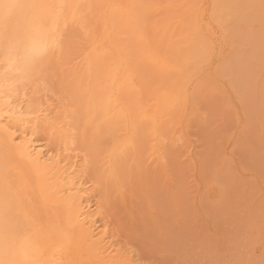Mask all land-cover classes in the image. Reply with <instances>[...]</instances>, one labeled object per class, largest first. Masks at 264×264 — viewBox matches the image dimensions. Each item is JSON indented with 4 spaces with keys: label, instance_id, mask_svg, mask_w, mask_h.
Listing matches in <instances>:
<instances>
[{
    "label": "rangeland",
    "instance_id": "374dc122",
    "mask_svg": "<svg viewBox=\"0 0 264 264\" xmlns=\"http://www.w3.org/2000/svg\"><path fill=\"white\" fill-rule=\"evenodd\" d=\"M50 1L26 0L2 31L37 23ZM64 1L71 26L39 92L45 106L53 104L47 106L51 121L62 115L78 127L75 136L81 134L85 60L97 45L109 44L112 28L133 46L139 62L151 40L171 53L178 68L144 70V79L135 78L145 100L173 80L191 83L182 127L163 139L167 165L135 182L129 200L107 211L100 224L113 264H264V0H224V15L212 11V0ZM117 4L120 11L109 17ZM202 13L210 34L195 44L188 24ZM89 65L91 85L99 58ZM42 125L34 138L46 143L57 128ZM79 138L76 152L92 156L89 141ZM55 140L47 142L50 152L60 144Z\"/></svg>",
    "mask_w": 264,
    "mask_h": 264
},
{
    "label": "bare ground",
    "instance_id": "6f19581e",
    "mask_svg": "<svg viewBox=\"0 0 264 264\" xmlns=\"http://www.w3.org/2000/svg\"><path fill=\"white\" fill-rule=\"evenodd\" d=\"M25 1L4 0L18 5L11 19ZM211 2L212 11L224 15L226 2ZM119 5L109 8V17L120 11ZM64 6V0H51L41 21L16 23L8 32L2 31L6 23H0V264H113L110 247L104 243L107 230L100 224L107 211L129 200L135 182L147 181L167 165L163 139L177 124L182 127L179 117L190 96L187 78L191 75L185 74L187 85L173 80L145 100L135 78L144 79V70L167 73L178 68L171 53L153 47L151 40L139 62L133 46L112 28L109 44L97 45L83 64L85 96L76 111L81 108L85 113L81 123L85 128L76 137L78 127L67 118L61 115L51 121L47 106L52 102L45 106L39 92L47 65L58 55L71 26ZM188 28V38L195 44L210 34L203 13ZM97 58L99 70L90 85L89 62ZM44 123L57 128L48 140L60 142L55 153L50 152L48 141L34 138ZM78 138L89 141L92 156L84 158L76 152ZM89 165L93 169L86 175Z\"/></svg>",
    "mask_w": 264,
    "mask_h": 264
},
{
    "label": "snow or ice",
    "instance_id": "6c2138e0",
    "mask_svg": "<svg viewBox=\"0 0 264 264\" xmlns=\"http://www.w3.org/2000/svg\"><path fill=\"white\" fill-rule=\"evenodd\" d=\"M18 5L12 2H4L0 0V23L8 22L11 20V11L17 8Z\"/></svg>",
    "mask_w": 264,
    "mask_h": 264
}]
</instances>
